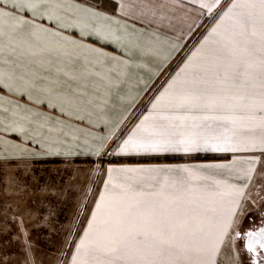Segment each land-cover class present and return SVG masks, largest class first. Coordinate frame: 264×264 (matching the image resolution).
Returning <instances> with one entry per match:
<instances>
[{"label": "snow or ice", "instance_id": "1", "mask_svg": "<svg viewBox=\"0 0 264 264\" xmlns=\"http://www.w3.org/2000/svg\"><path fill=\"white\" fill-rule=\"evenodd\" d=\"M177 25L189 35L203 25L205 35L117 135L135 107L117 106L133 68ZM35 148L231 154L220 164L107 168L69 264H229L241 253L264 264V213L242 226L251 189L264 192V0H0V160Z\"/></svg>", "mask_w": 264, "mask_h": 264}, {"label": "rangeland", "instance_id": "2", "mask_svg": "<svg viewBox=\"0 0 264 264\" xmlns=\"http://www.w3.org/2000/svg\"><path fill=\"white\" fill-rule=\"evenodd\" d=\"M45 164L0 163V264H64L85 217L88 191L101 182L90 184L82 172ZM257 189H251L254 203L246 204L243 227L249 215L264 210V192L258 197ZM245 259L241 253L239 262L233 257L229 264Z\"/></svg>", "mask_w": 264, "mask_h": 264}, {"label": "crops", "instance_id": "3", "mask_svg": "<svg viewBox=\"0 0 264 264\" xmlns=\"http://www.w3.org/2000/svg\"><path fill=\"white\" fill-rule=\"evenodd\" d=\"M179 14V13H178ZM206 23V21H205ZM131 26L132 22L129 21ZM136 27L140 28L138 22ZM202 35L198 38V33ZM205 35L203 25L196 28L190 35L187 34L185 28L181 31V26L177 25L175 29H161L159 32L160 40L158 43L153 45L154 54L144 57L137 61L138 64L142 65L139 68H133L130 76L129 83L125 85L122 95L124 96V102L121 104L118 102V108H126L130 101H135V107L128 113V119L123 125L117 135L123 133L127 135L131 129L139 122V119L143 115L147 114L150 108V99L158 94L159 90H162L169 79L175 75L179 68L183 65L186 56L190 54L191 50L194 49ZM174 45H180L179 49H174ZM105 49L111 54H119L113 51V46L106 45ZM145 84L149 85L147 92L144 91ZM99 134L104 135L107 129H97ZM112 150H115V145L111 144ZM36 155H31L22 158H16L11 160H0V163H15V162H29L32 164L53 167H65L66 169L73 170L75 172H82L86 174L87 182L91 184L93 180L100 179V184L93 185L88 191L87 206L85 217L79 226L77 234L73 237L69 249L65 254L64 264H69L71 259V253L74 250L75 243L79 241L80 236L83 234L84 228L87 226V221L90 216L91 210L94 208L96 199L98 198L99 192L103 187V180L105 176L103 172L109 167H123L128 166H149V165H207V164H220L228 163L231 157L230 153H213V152H199L185 155L183 153H167L160 156H117L113 154H104L100 157L90 155H49L45 150L35 148ZM217 179L224 180L228 179L227 173L217 175ZM230 182H235L234 180ZM245 205V213L247 210ZM245 217V215H244ZM239 246V242L237 243ZM233 258V257H232Z\"/></svg>", "mask_w": 264, "mask_h": 264}, {"label": "flooded vegetation", "instance_id": "4", "mask_svg": "<svg viewBox=\"0 0 264 264\" xmlns=\"http://www.w3.org/2000/svg\"><path fill=\"white\" fill-rule=\"evenodd\" d=\"M261 213H264V210L263 211H261ZM248 227V226H247Z\"/></svg>", "mask_w": 264, "mask_h": 264}]
</instances>
